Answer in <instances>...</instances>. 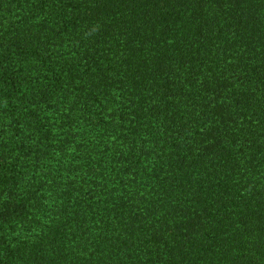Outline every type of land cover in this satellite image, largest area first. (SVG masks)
I'll list each match as a JSON object with an SVG mask.
<instances>
[{
    "label": "trees",
    "instance_id": "obj_1",
    "mask_svg": "<svg viewBox=\"0 0 264 264\" xmlns=\"http://www.w3.org/2000/svg\"><path fill=\"white\" fill-rule=\"evenodd\" d=\"M0 264H264V0H0Z\"/></svg>",
    "mask_w": 264,
    "mask_h": 264
}]
</instances>
